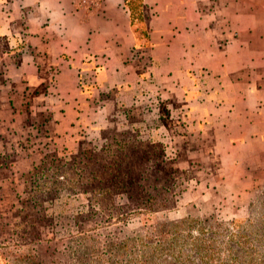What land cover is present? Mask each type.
<instances>
[{
  "label": "crops",
  "instance_id": "1",
  "mask_svg": "<svg viewBox=\"0 0 264 264\" xmlns=\"http://www.w3.org/2000/svg\"><path fill=\"white\" fill-rule=\"evenodd\" d=\"M124 2L0 1L3 92L27 88L30 122L48 115L43 140L67 143L115 123L116 108L135 113L144 93L141 122L178 132L176 166L194 174L186 200L244 194L264 173V0H141L134 25Z\"/></svg>",
  "mask_w": 264,
  "mask_h": 264
},
{
  "label": "rangeland",
  "instance_id": "2",
  "mask_svg": "<svg viewBox=\"0 0 264 264\" xmlns=\"http://www.w3.org/2000/svg\"><path fill=\"white\" fill-rule=\"evenodd\" d=\"M4 84L0 67V264H264V173L244 194L186 200L194 174L176 166L178 132L141 122L144 93L135 113L116 108L101 135L67 143L43 140L48 115L30 122L33 94Z\"/></svg>",
  "mask_w": 264,
  "mask_h": 264
},
{
  "label": "trees",
  "instance_id": "3",
  "mask_svg": "<svg viewBox=\"0 0 264 264\" xmlns=\"http://www.w3.org/2000/svg\"><path fill=\"white\" fill-rule=\"evenodd\" d=\"M124 5H125V7L127 8L128 12L130 14L131 25H134V23H141L142 22L141 0H125ZM134 33L136 35L137 45H140L141 46L140 42L142 41V39L145 38L143 32L141 30L135 29L134 30ZM199 76L200 75L193 74V77L195 79H198ZM126 117H127V120L129 121L130 116H126ZM178 117H180V120L183 122L182 124H184V122L186 120L185 111L180 110V112L178 113ZM136 124H139V123H135L134 121H130V123L127 126V129L129 128L131 131H134V129H135V126L134 125H136ZM185 127H187V126L185 125ZM81 131L85 133V139L84 140H87V141L90 142L91 141L90 137L93 135V134H91L92 132L89 133V134H87L85 131H83V130H81ZM101 133H102V131L100 133H98L97 135H101ZM141 134H142V138H141L140 135H139V137L142 140H147L148 143H155L152 140L154 139V137H156V135L155 134H152V132H146L143 129V131H142ZM178 223H179V221H176L173 225L176 226ZM168 231H169L168 229L164 230L163 234L164 235H167L168 234ZM175 232H176V230H173V232H172V235L173 236L175 235Z\"/></svg>",
  "mask_w": 264,
  "mask_h": 264
},
{
  "label": "built area",
  "instance_id": "4",
  "mask_svg": "<svg viewBox=\"0 0 264 264\" xmlns=\"http://www.w3.org/2000/svg\"><path fill=\"white\" fill-rule=\"evenodd\" d=\"M81 3H84L83 1Z\"/></svg>",
  "mask_w": 264,
  "mask_h": 264
}]
</instances>
